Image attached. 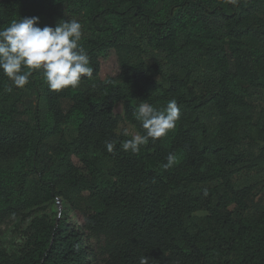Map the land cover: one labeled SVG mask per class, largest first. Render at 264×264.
<instances>
[{"label": "trees", "instance_id": "trees-1", "mask_svg": "<svg viewBox=\"0 0 264 264\" xmlns=\"http://www.w3.org/2000/svg\"><path fill=\"white\" fill-rule=\"evenodd\" d=\"M33 16L80 22L93 73L53 91L0 70V235L31 219L0 264H264V0H0V29ZM172 99L175 128L123 150L138 105Z\"/></svg>", "mask_w": 264, "mask_h": 264}, {"label": "clouds", "instance_id": "clouds-1", "mask_svg": "<svg viewBox=\"0 0 264 264\" xmlns=\"http://www.w3.org/2000/svg\"><path fill=\"white\" fill-rule=\"evenodd\" d=\"M236 5L238 0H227ZM40 18L21 17L12 20L8 27L0 29V70L14 83L23 88L35 70H42L50 90L60 91L68 87H77L81 78L91 77L93 68L90 57L80 43L82 24L77 20H64L55 27L39 26ZM11 92L12 88H7ZM134 115L142 122L146 135L133 136L121 144L125 151L138 153L140 145L149 138L155 141L174 129L181 116L177 101L172 99L164 109H158L148 103H141ZM106 148L113 152L114 141H106ZM178 163L177 156L169 153L165 169ZM139 264H148L147 257H141Z\"/></svg>", "mask_w": 264, "mask_h": 264}, {"label": "rangeland", "instance_id": "rangeland-1", "mask_svg": "<svg viewBox=\"0 0 264 264\" xmlns=\"http://www.w3.org/2000/svg\"><path fill=\"white\" fill-rule=\"evenodd\" d=\"M119 71V65L117 56L114 52L107 58L101 60V76L106 78L110 75H115ZM124 111L123 104L120 103L116 107V113L122 114ZM120 131L136 136L140 133L136 128L129 122H122L120 125ZM141 136V135H140ZM62 211V206L60 203H55L48 208L46 211L47 214L52 215L53 217L59 218V213ZM31 224V219L26 221H14L2 226V233L0 235V248L5 247L9 251L18 250L22 244L25 242V231L29 228Z\"/></svg>", "mask_w": 264, "mask_h": 264}]
</instances>
